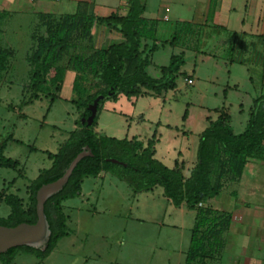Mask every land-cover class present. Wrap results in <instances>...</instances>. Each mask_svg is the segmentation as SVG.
<instances>
[{
	"label": "rangeland",
	"instance_id": "1",
	"mask_svg": "<svg viewBox=\"0 0 264 264\" xmlns=\"http://www.w3.org/2000/svg\"><path fill=\"white\" fill-rule=\"evenodd\" d=\"M87 12L88 10L81 9L82 14ZM48 23L59 22L55 23V20L49 19ZM261 27L262 24L260 29ZM261 34V41L252 42L258 45L257 51L261 52V59L249 56V53L254 52L253 46L244 50L242 48L232 56L246 58L248 62L255 58L260 60L259 65H226L230 59L223 57L228 53L224 52V46L228 44L234 47L238 43L230 40L217 41L212 51L216 59L202 60L197 56L192 60L187 57L184 71L191 73L194 69L192 62L197 60V63H200L196 72L200 78L196 85L187 86L185 80L179 77L178 88L162 96L148 94L138 98L122 96L116 100H106L105 110H102L99 116V129H103L100 133L117 138L136 135L137 139L146 141L156 135L159 144H156L155 157L172 167L179 149L185 156L192 153L198 143L199 134L209 125L210 119L207 118L216 120L219 108L230 109L233 126L238 129L241 125L239 119H244L245 115L241 114L239 105H231L230 101L236 103L240 100L245 102L248 108L249 94L255 92V87H251L247 80L248 76L254 77L256 85L261 84L260 73L256 71L259 67L264 68V33ZM80 35L79 31L74 35L72 45L75 49L83 39ZM14 46L17 49V57L8 62L6 73H0V141L9 135L24 141L23 144H18L10 140L6 155L25 164V181L29 182L38 176L41 169L51 166L52 161L43 151L59 150L60 143L64 141L63 132L74 128V115L78 110L72 102L62 98L51 102L50 97H57L61 93L64 79L58 88H53L33 102L22 106V101L31 96L33 70L30 75L31 68L24 60L30 44L24 37ZM179 52L178 47L168 44L157 55L156 60L161 64H170L171 55ZM230 55L232 54L229 51V57ZM73 58L74 55L69 50L58 62V65L65 69V74L68 69L72 70ZM75 73L73 89L76 96L73 100L77 97L81 100L99 88L88 68L84 72ZM231 81H236L240 89L231 93L230 100L227 101L225 88ZM54 125L60 127V130ZM32 144L40 150L30 151L29 145ZM189 144L191 147L187 150ZM196 151L195 148L194 158ZM13 175V168L0 169V190L4 187L5 179ZM99 181L94 177L86 178L84 192H88L95 184H100ZM19 182H23V179ZM102 190L98 202H91L86 206L92 208L94 205L96 213L71 214L69 206L81 203L78 197L64 202L67 207L65 212L71 214L68 221L70 235L59 240L46 259L20 252L11 264H185V252L190 243V231L194 222L189 206L178 208L169 203L164 193L159 194L162 190L160 186L154 190L135 193L127 182L112 174H107ZM21 194L25 198L22 202L26 207L25 190ZM9 210L7 204H2L0 215H6ZM220 256L216 255L211 260L216 263ZM0 264H3L1 260Z\"/></svg>",
	"mask_w": 264,
	"mask_h": 264
},
{
	"label": "trees",
	"instance_id": "2",
	"mask_svg": "<svg viewBox=\"0 0 264 264\" xmlns=\"http://www.w3.org/2000/svg\"><path fill=\"white\" fill-rule=\"evenodd\" d=\"M215 3L216 0H213L210 18ZM129 4L125 16L97 17L81 12L67 15L57 24L48 23V36L37 39V48L29 57L34 67L31 75V96L22 101V106L38 99L41 94L58 88L62 83L65 69L59 66L58 62L73 48L72 41L78 31L81 33L80 38L88 37L94 41L98 27L105 25L122 33L126 41L112 44L106 49H98L89 58L74 55L71 61L72 69L81 73L88 68L99 88L81 100L79 97L72 100L79 112L77 128L60 145L56 154H49L53 160L52 166L41 170L38 177L30 182L26 207L22 202L24 200L18 195L7 194L0 198L11 208L8 217H0V225L11 227L23 222L36 223L38 190L45 184L59 180L71 162L86 148H89L92 154L78 162L66 185L45 202V215L51 232L46 247H13L0 254L3 264H11L20 252L46 259L59 240L70 235L69 216L64 211L63 202L79 197L83 181L89 177H97L102 172L111 173L124 180L135 193L161 186L164 195L173 205L180 207L185 204L196 211L185 264H206L207 260L216 255L220 256L223 251V233L229 226L231 215L218 214L200 204L217 194L226 180L240 178L247 158L261 149L264 141V85L254 99L243 133L235 132L229 108L217 110L218 118L210 121L208 127L200 134L197 163L188 177L184 175V166L179 162L175 167H169L155 157L156 144L159 141L156 135L145 144L137 138H117L97 132V122L106 100H116L121 94L127 97L140 96L143 95V88L156 94L175 89L180 69L186 63L185 54L173 55L170 64L162 67L160 78L148 74L146 68L151 55L168 41L157 40L156 21L143 17V0H129ZM143 38L151 39L152 44L141 50ZM13 55L12 49H0V73L7 69L9 57ZM127 59H135L136 64L132 73L124 74ZM99 95H103L104 99L99 102L94 123L89 125L82 122V118L90 116L89 105ZM10 140H13L12 135L0 141V168H16L18 165L17 160L5 155ZM108 158H116L123 164L110 162ZM216 172L219 175L214 183L212 176Z\"/></svg>",
	"mask_w": 264,
	"mask_h": 264
},
{
	"label": "crops",
	"instance_id": "3",
	"mask_svg": "<svg viewBox=\"0 0 264 264\" xmlns=\"http://www.w3.org/2000/svg\"><path fill=\"white\" fill-rule=\"evenodd\" d=\"M212 2L213 0H143V4L145 5L143 17L149 21H156L155 34L157 40L168 41L162 48L151 55L149 64L146 68L148 74L154 78H160L162 76V67L168 66L169 64L159 63L156 60V57L168 44L178 47L180 52L173 55L185 54L187 63V57L192 60H195L197 56H200L202 60L203 58L216 59V56L212 55L216 42L230 40L238 43V45L236 44L234 47H231V45L226 44L224 46V52L228 51V53L226 52L223 57H226L227 60L230 59L229 62L225 63L226 65L251 66L260 64V60H256L255 58H260L261 52L259 53L257 51L258 45L252 44V42L254 43L257 40L261 41L260 35H262L261 33H264V0H216L214 12L210 18ZM129 7V0H37L35 2H31L30 0H0V13H2V18L0 19V49L8 48L14 50V55L9 57V62L17 57V49L14 44H19V42L25 37L29 42L30 47L25 53L24 60L27 61V64L31 68V75L33 65L29 61V57L37 48V39L48 36L47 25L49 19L55 20V23L56 21L60 22L67 15H74L81 12V9H83V11L88 10V15H95L97 17H109L112 15L125 16L128 13ZM261 24L262 27L260 29ZM37 29L38 31H36ZM258 30H260V32H258ZM38 32L39 34L37 35ZM35 35H37L36 38ZM81 40L82 41L77 48L78 50L71 48L70 52H72L73 55H81L85 58H89L98 49H106L112 44L125 42L126 38L122 33L105 25H101L98 27L94 41H91L88 37ZM151 44V39L143 38L141 42V50ZM251 46L254 47V52H252L253 55L252 53H249V56L255 57L253 61L248 62L246 58L242 59L243 57H232L234 53L241 51L240 49L243 48L244 50L246 48H251ZM229 51L232 54L230 57ZM173 55H171V57ZM186 63L180 69L175 89L168 90L162 94H156L143 88V95L133 97L138 98L148 94L162 96L169 91H175L178 88L179 77H182L185 80L187 86L196 85L200 78L196 74L198 71V64L200 63H197V60L196 62H192L194 69L191 73L184 71ZM135 64V59H127L123 73H132ZM256 71L260 73L261 84L256 85L254 77L252 75L248 76L247 80L251 87H255V92L249 94V101L247 102L248 108H246L245 102H241L240 100L236 101V103H234L233 100L230 101L231 105H239L238 109L241 114L245 115L244 119H239V121H241L240 127L238 129L234 128L235 132L238 134L245 131L251 108L254 105V99L257 97V92H259L264 85V68L259 67ZM6 72L7 69L3 71V73ZM75 72L76 71L73 69H68L64 77V85L59 97L56 99L50 97L52 103L61 98L72 102L73 97L75 96L73 89L76 77ZM231 82V84L228 82L225 88V99L227 101L230 100L229 96L231 93L238 92L240 89L239 84L236 81ZM122 96L126 95L121 94L117 99ZM103 110H105V106ZM74 116V128L63 132L64 141L62 143H64L65 140L68 139L70 133L77 128L76 122L79 118V112L77 111ZM231 117V123L234 125L233 115H231ZM207 119L215 121L210 117ZM54 127L60 130V127L57 125H54ZM99 127L100 122L98 120L96 131L103 132V129L100 130ZM200 134L198 136V143L195 145L190 155L185 156V153L179 149L177 157L174 159L175 161L172 167L176 166V161L182 164L184 166L183 173L186 177L190 175L192 168L197 163V155L196 158H194V152L195 148L198 150ZM132 138H137V136L134 135L129 139ZM12 141L17 142L18 144L24 143L23 140L16 139L14 136ZM141 141L144 142L146 140ZM62 143H60V145ZM158 144L159 143H157V145ZM29 147L30 151L40 150L39 147L33 144L29 145ZM190 147L189 144L187 150ZM43 152L53 163L49 154H56L58 151L51 152L45 150ZM185 152L187 154V151ZM15 160L18 161L17 167L13 168L15 170V175L5 179L6 181L3 184L4 187L0 190V198H4L7 194H15L25 200V198L21 196V193L25 190L27 194V203L29 198L28 186L30 185L31 180L29 182L25 181V179H27L25 164L19 159ZM107 174L111 173L102 172L97 177H94L96 180H100L99 182L102 185L99 183L95 184V186L90 188L88 192H84L83 190L85 180L83 181L82 193L78 197V200H81V203L79 205L69 206V212L71 214L73 212L81 214H85L86 212L96 213V207L94 205L92 208H86V206L91 202H98L99 196L103 191L102 187ZM218 175L219 173L217 172L213 174L212 179L214 183ZM20 179H23V182H19ZM162 193H164L163 188L160 190L159 194ZM166 199H168L169 203H172L169 198L166 197ZM64 202L63 208L65 211L66 206L64 205ZM2 204L5 203L0 200V207ZM184 205L185 204H182L180 207H183ZM200 206L210 208L218 214L231 215L229 226L223 233L224 247L222 255L216 262L217 264H264V141L262 142L261 149L247 158V163L242 176L236 180H226L222 189L208 200L202 202ZM191 211L193 212L195 222L196 211ZM10 213L11 208L6 215L3 214L0 215V217L6 218ZM71 214H67L69 216L68 221L71 218ZM188 249L189 246L185 252V262ZM214 263V261L209 259L206 264Z\"/></svg>",
	"mask_w": 264,
	"mask_h": 264
},
{
	"label": "water",
	"instance_id": "4",
	"mask_svg": "<svg viewBox=\"0 0 264 264\" xmlns=\"http://www.w3.org/2000/svg\"><path fill=\"white\" fill-rule=\"evenodd\" d=\"M104 99L103 95H99L93 103L89 105L91 114L88 118H82V122H87L89 125L94 123L98 114V105ZM92 152L86 148L81 152L69 165L65 174L57 181L43 185L37 192V222H23L16 226L0 225V254L7 252L9 249L21 245H29L37 248H45L49 236L51 234L49 223L45 215V202L49 197L59 192L68 182L74 168L78 162L85 156L91 155ZM108 161L113 163L123 164L116 158H108Z\"/></svg>",
	"mask_w": 264,
	"mask_h": 264
},
{
	"label": "built area",
	"instance_id": "5",
	"mask_svg": "<svg viewBox=\"0 0 264 264\" xmlns=\"http://www.w3.org/2000/svg\"><path fill=\"white\" fill-rule=\"evenodd\" d=\"M31 2H35V1H37V0H30Z\"/></svg>",
	"mask_w": 264,
	"mask_h": 264
}]
</instances>
